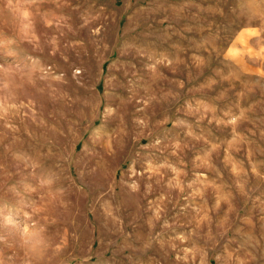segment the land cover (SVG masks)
I'll use <instances>...</instances> for the list:
<instances>
[{
    "label": "rangeland",
    "instance_id": "obj_1",
    "mask_svg": "<svg viewBox=\"0 0 264 264\" xmlns=\"http://www.w3.org/2000/svg\"><path fill=\"white\" fill-rule=\"evenodd\" d=\"M0 264H264V0H0Z\"/></svg>",
    "mask_w": 264,
    "mask_h": 264
}]
</instances>
